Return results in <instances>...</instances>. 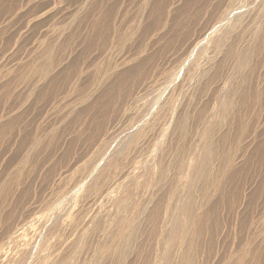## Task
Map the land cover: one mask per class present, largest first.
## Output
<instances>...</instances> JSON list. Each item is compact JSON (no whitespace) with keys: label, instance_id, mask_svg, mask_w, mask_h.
Wrapping results in <instances>:
<instances>
[{"label":"rangeland","instance_id":"1","mask_svg":"<svg viewBox=\"0 0 264 264\" xmlns=\"http://www.w3.org/2000/svg\"><path fill=\"white\" fill-rule=\"evenodd\" d=\"M0 264H264V0H0Z\"/></svg>","mask_w":264,"mask_h":264}]
</instances>
